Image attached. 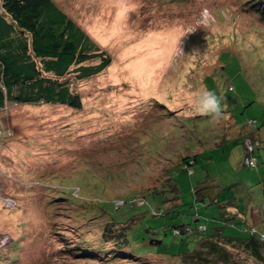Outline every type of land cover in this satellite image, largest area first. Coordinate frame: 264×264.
Masks as SVG:
<instances>
[{
	"label": "rangeland",
	"instance_id": "374dc122",
	"mask_svg": "<svg viewBox=\"0 0 264 264\" xmlns=\"http://www.w3.org/2000/svg\"><path fill=\"white\" fill-rule=\"evenodd\" d=\"M56 1L113 60L99 74L71 79L81 109L9 103L0 110V250L17 253L16 264H130L58 250L67 233L80 229L76 221L85 209L78 202L142 200L151 175L176 149L202 152L192 172L175 170L184 202L196 204L194 184L208 173L232 186L248 221L264 227V126L257 166L244 163L235 132L221 146L206 140L220 132L225 112L241 124L264 122V21L247 0ZM204 9L211 13L206 26L197 23ZM202 88L224 97V118L196 112L191 97ZM163 199L149 194L137 205L144 213L137 229L156 226L167 242L171 235H163L162 224L192 216L151 215ZM199 204L215 223L217 208Z\"/></svg>",
	"mask_w": 264,
	"mask_h": 264
},
{
	"label": "trees",
	"instance_id": "16d2710c",
	"mask_svg": "<svg viewBox=\"0 0 264 264\" xmlns=\"http://www.w3.org/2000/svg\"><path fill=\"white\" fill-rule=\"evenodd\" d=\"M247 6L264 21V0H247ZM112 60V55L56 0H0V110L9 103L61 104L81 109L83 98L71 79L79 81L99 74ZM233 89L230 85L229 90ZM157 105L166 108L159 102ZM225 113L228 118L219 125L220 132L206 140L210 145L221 146L235 132L244 145V163L249 165L245 162L248 155L259 162L256 149L262 143L264 122L255 126L251 119L252 125L241 124L233 112ZM247 139L252 141L253 150L246 146ZM176 150L167 158L169 162L151 175L152 182L142 200L122 198L120 204L111 198L78 202L77 206L85 209V216L76 221L80 229L63 235L58 251L72 257L130 264H264V231L248 221V211L233 195L232 186L207 173L194 184L196 204L184 202L175 170L181 167L192 172L202 152ZM66 194L65 199H73ZM149 194L162 197L165 202L151 215L192 216L190 221L162 224L163 235H171L167 242L164 236L160 238L156 226L137 229L144 213L136 207L145 203ZM199 203L217 208L215 223L209 222L203 208L197 206ZM127 204L129 213L122 209ZM92 214L97 215L95 221L91 220ZM173 244L179 248L170 250L168 246ZM13 252L2 248L0 264H16L17 253Z\"/></svg>",
	"mask_w": 264,
	"mask_h": 264
},
{
	"label": "clouds",
	"instance_id": "9594fccd",
	"mask_svg": "<svg viewBox=\"0 0 264 264\" xmlns=\"http://www.w3.org/2000/svg\"><path fill=\"white\" fill-rule=\"evenodd\" d=\"M211 13L208 9L201 12V19L197 21L198 24L207 25L210 21ZM182 51V49H180ZM224 97L218 96L214 91L202 88L191 97V103L196 112L201 115L211 116L213 119H219L223 110L227 107L223 103Z\"/></svg>",
	"mask_w": 264,
	"mask_h": 264
},
{
	"label": "built area",
	"instance_id": "2783aa9c",
	"mask_svg": "<svg viewBox=\"0 0 264 264\" xmlns=\"http://www.w3.org/2000/svg\"><path fill=\"white\" fill-rule=\"evenodd\" d=\"M246 146L250 149L253 150V143L251 140H246ZM245 162L251 166H255L258 162V159L253 156H246Z\"/></svg>",
	"mask_w": 264,
	"mask_h": 264
},
{
	"label": "crops",
	"instance_id": "0c3cea01",
	"mask_svg": "<svg viewBox=\"0 0 264 264\" xmlns=\"http://www.w3.org/2000/svg\"><path fill=\"white\" fill-rule=\"evenodd\" d=\"M245 154V153H244ZM254 215L255 216H257V218H260V215H261V210H256L255 212H254ZM261 216H263V214L261 215ZM262 231H264V227H262Z\"/></svg>",
	"mask_w": 264,
	"mask_h": 264
},
{
	"label": "bare ground",
	"instance_id": "6f19581e",
	"mask_svg": "<svg viewBox=\"0 0 264 264\" xmlns=\"http://www.w3.org/2000/svg\"><path fill=\"white\" fill-rule=\"evenodd\" d=\"M157 48V47H156ZM158 50V49H157ZM170 50V49H169ZM170 52V51H169ZM164 53V52H163ZM163 53H161V54H163ZM159 54H160V52H159ZM162 56V55H161ZM155 60V59H154ZM150 61V60H149ZM135 63V62H134ZM162 63V62H161ZM130 65V64H129ZM143 65V64H142ZM156 65V64H155ZM135 66H137L136 64H135ZM140 66H141V64H140ZM140 66H138V67H140ZM142 67V66H141ZM154 67V66H153ZM142 69V68H141ZM141 71V70H140Z\"/></svg>",
	"mask_w": 264,
	"mask_h": 264
}]
</instances>
